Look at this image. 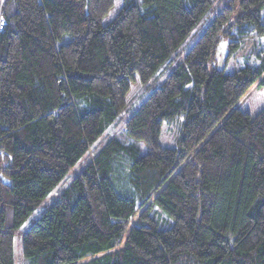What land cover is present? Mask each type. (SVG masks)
<instances>
[{
    "label": "trees",
    "instance_id": "1",
    "mask_svg": "<svg viewBox=\"0 0 264 264\" xmlns=\"http://www.w3.org/2000/svg\"><path fill=\"white\" fill-rule=\"evenodd\" d=\"M113 1H1L0 264H14L17 231L24 264H264V108L234 107L264 72V0H226L117 133L98 141L135 74L147 89L222 2L122 0L103 24ZM221 40L232 72L217 66ZM180 113L177 147L161 146L162 121Z\"/></svg>",
    "mask_w": 264,
    "mask_h": 264
},
{
    "label": "rangeland",
    "instance_id": "2",
    "mask_svg": "<svg viewBox=\"0 0 264 264\" xmlns=\"http://www.w3.org/2000/svg\"><path fill=\"white\" fill-rule=\"evenodd\" d=\"M2 0H0L1 10H2ZM226 0H222V2L218 1H212L211 11L208 14V17L205 18L201 24H199L197 27H195L190 34L187 36L186 41L184 44L180 47V51L174 54L172 58H169L164 63L159 65L158 69L154 72V74L149 78L148 80V87L147 89L142 90V85L139 81V76L136 73L134 80L130 82V89L126 94V101L128 102L125 108L119 113V115L116 117V121L109 125L105 132L101 134L98 138V141H106V139L115 133H117L118 129L122 127L125 124V121L127 120V117L137 108V106L148 96V93L154 89V87L165 78V76L170 73V70L174 68V66L181 61V58L183 55L189 50L190 46L199 38L198 36L201 34V31L206 27V25L212 20V18L216 15L215 13L222 7V5H225ZM122 4V0H114L113 5L111 6V9L108 11V13L102 18V23L106 24L112 20V17L119 11L120 5ZM262 17L264 21V7L261 9ZM2 22H0V28L2 26ZM261 40L264 42V36H262ZM227 40H221L219 44L217 45V51H216V63L218 67L224 66V56L227 50L226 47ZM241 55H237L236 58L241 59ZM226 72H232L234 71V68L232 66V62L229 60L225 64ZM264 76V72L259 76L258 80L251 84L246 92L242 94L238 100L236 101L235 108H239L242 111H245L251 116H254L257 113H260V111L264 108V87L258 85L261 78ZM184 113H180L172 119L171 121L163 120L161 123V131L159 133V142L162 146L167 147H177L179 137L182 130V122L184 119ZM204 141H202L195 149L199 148ZM89 157L93 155L91 153V150L88 152ZM85 156H82L75 164L72 169L68 171V173L64 176L62 181H60L58 184L53 186L52 190L46 194L42 198V202L39 204L38 207H36L33 211H31V214L26 218V220L21 224L20 231L26 230L32 225V222L39 218L45 210L53 203L54 199L59 195L65 187L72 181V178H74V174L78 173L82 168L83 164L85 162ZM187 157L185 161L178 167L180 169L185 165V163L188 161ZM177 169V170H178ZM176 170V171H177ZM152 199H150L144 206L149 204ZM141 212V211H140ZM139 212V213H140ZM136 218L133 217L132 220L129 223L130 227L133 223V221ZM128 230L126 231L127 234ZM14 240H13V257H14V264H24V257H22L21 253V246H20V240L21 237L18 235V231L14 234ZM126 236V235H125ZM124 238L122 239V243H120L118 246L111 248V251L118 250L122 247L124 244Z\"/></svg>",
    "mask_w": 264,
    "mask_h": 264
}]
</instances>
